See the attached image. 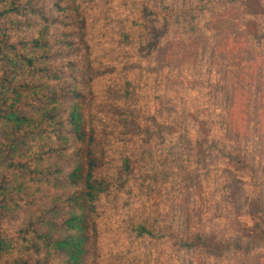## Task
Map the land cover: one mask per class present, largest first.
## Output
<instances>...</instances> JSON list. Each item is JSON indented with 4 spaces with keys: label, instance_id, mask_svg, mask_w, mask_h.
I'll return each instance as SVG.
<instances>
[{
    "label": "rangeland",
    "instance_id": "374dc122",
    "mask_svg": "<svg viewBox=\"0 0 264 264\" xmlns=\"http://www.w3.org/2000/svg\"><path fill=\"white\" fill-rule=\"evenodd\" d=\"M53 3L43 5L51 12ZM84 4L91 15L85 37L76 40L79 62L102 60L105 83L112 79L90 107L99 115L100 137L116 157L151 152L152 161L142 162L154 167L156 190L151 201L109 204L103 217L111 230L103 232L91 264H264V244L249 257L231 249L258 219L264 226V0ZM170 4L174 11L165 9ZM68 22L78 28L76 16ZM83 38L97 48L90 56ZM133 85L135 99L126 95ZM183 132L192 145L180 139ZM220 141L229 150H251L239 161L221 152ZM137 219L154 222L159 235L133 240L129 224ZM196 235L204 253L199 262L177 248Z\"/></svg>",
    "mask_w": 264,
    "mask_h": 264
},
{
    "label": "trees",
    "instance_id": "16d2710c",
    "mask_svg": "<svg viewBox=\"0 0 264 264\" xmlns=\"http://www.w3.org/2000/svg\"><path fill=\"white\" fill-rule=\"evenodd\" d=\"M86 2L54 0L50 12L44 0H0V264H91L103 232L111 230L103 217L109 204L154 199V167L142 162L152 161V153L116 157L114 146L100 137L99 115L90 110L109 92L112 79L105 83L109 69L102 60L79 62L76 40L90 25ZM75 16L78 28L68 22ZM86 41L90 56L97 48ZM134 94V85L128 87L127 97L135 99ZM218 145L239 161L251 150ZM255 206L261 208L260 202ZM258 221L250 234L232 240L238 257L264 244ZM129 225L133 240L159 235L154 222L137 219ZM201 237L179 240L177 248L202 261ZM221 245L225 253L228 243Z\"/></svg>",
    "mask_w": 264,
    "mask_h": 264
}]
</instances>
